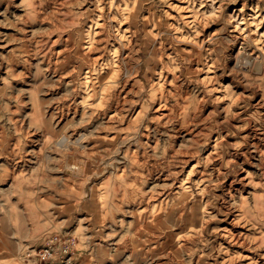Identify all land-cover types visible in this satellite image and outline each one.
<instances>
[{
    "label": "rangeland",
    "instance_id": "rangeland-1",
    "mask_svg": "<svg viewBox=\"0 0 264 264\" xmlns=\"http://www.w3.org/2000/svg\"><path fill=\"white\" fill-rule=\"evenodd\" d=\"M64 263L264 264V0H0V264Z\"/></svg>",
    "mask_w": 264,
    "mask_h": 264
},
{
    "label": "bare ground",
    "instance_id": "bare-ground-1",
    "mask_svg": "<svg viewBox=\"0 0 264 264\" xmlns=\"http://www.w3.org/2000/svg\"><path fill=\"white\" fill-rule=\"evenodd\" d=\"M129 48V47H128ZM127 48V49H128ZM129 59V58H128ZM92 63V62H91ZM127 64V63H126ZM129 68V67H128ZM131 72V71H130ZM116 76H118L119 77V75H116ZM116 76H115V78H116ZM117 77V78H118ZM116 78V79H117ZM85 89L86 90H88V89H90L91 88V90L89 91V97L91 96V92H94L95 90H96V88L97 87H94V85L96 84V80H100V77L98 76V68H97V66L95 65V66H90V67H88L87 68V71H86V75H85ZM83 79V80H84ZM112 79V78H111ZM112 81H114V80H112ZM109 82V81H108ZM117 82V81H116ZM93 85H91V84ZM122 83V82H121ZM120 83V84H121ZM115 84V83H114ZM92 87H94V90H92ZM97 93V91H95L94 92V94H92L93 96H96L97 95V99H96V101L95 102H97V103H99L100 105L99 106H101V107H105L108 103H110L111 101H113V100H111V99H113V97H112V95L110 94V95H105V96H101V95H99V94H96ZM113 94V93H112ZM92 97V96H91ZM111 104V103H110ZM83 105V104H82ZM92 105V104H91ZM93 105L95 106V104L93 103ZM92 105V106H93ZM96 107H97V105H96ZM95 107V108H96ZM113 109V108H112ZM96 110V109H95ZM115 110V109H114ZM107 111V110H106ZM113 112V111H112ZM111 112V113H112ZM102 113V112H101ZM112 116V115H111ZM106 117V116H105ZM108 118V117H107ZM111 118V117H110ZM112 120H113V118H112ZM129 126H131V125H129ZM254 146V145H253ZM242 155V154H241ZM237 157V156H236ZM242 157V156H241ZM237 159V158H236ZM73 167V166H72ZM75 167V166H74ZM78 168V167H77ZM182 169V168H181ZM182 171V170H181ZM182 182V181H181ZM183 185V184H182ZM180 191V190H179ZM185 192V191H184ZM178 195V194H177ZM179 195H182V194H180L179 193ZM140 201V200H139ZM224 204V203H223ZM227 236V235H226Z\"/></svg>",
    "mask_w": 264,
    "mask_h": 264
},
{
    "label": "built area",
    "instance_id": "built-area-1",
    "mask_svg": "<svg viewBox=\"0 0 264 264\" xmlns=\"http://www.w3.org/2000/svg\"><path fill=\"white\" fill-rule=\"evenodd\" d=\"M59 240V237H56L54 239H52L50 241V246H47L46 248L40 250L39 252V257L42 261L48 263V262H52L53 258L56 256V252L54 251V248H53V241H58ZM68 251H65V253H67ZM66 264V263H64Z\"/></svg>",
    "mask_w": 264,
    "mask_h": 264
}]
</instances>
